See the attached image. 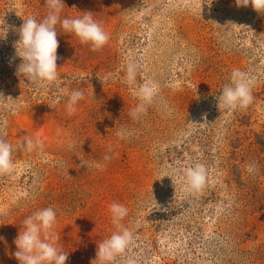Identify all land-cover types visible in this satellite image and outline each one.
<instances>
[{
    "label": "rangeland",
    "instance_id": "rangeland-1",
    "mask_svg": "<svg viewBox=\"0 0 264 264\" xmlns=\"http://www.w3.org/2000/svg\"><path fill=\"white\" fill-rule=\"evenodd\" d=\"M63 2L62 18L91 12L109 40L93 50L57 25L59 79L48 84L18 74L16 49L45 0H0V137L15 168L0 175V264H19L23 221L47 207L66 264H99L98 245L118 230L113 203L134 237L114 264H264V12L237 0ZM130 61L137 85L160 87L139 119ZM235 69L254 81L245 109L219 105ZM73 90L85 98L69 114ZM27 138L42 147L26 150ZM196 164L200 191L185 179Z\"/></svg>",
    "mask_w": 264,
    "mask_h": 264
},
{
    "label": "clouds",
    "instance_id": "clouds-1",
    "mask_svg": "<svg viewBox=\"0 0 264 264\" xmlns=\"http://www.w3.org/2000/svg\"><path fill=\"white\" fill-rule=\"evenodd\" d=\"M251 2L258 12H264V0H237V4L247 6ZM48 8L46 16L38 20L34 16L24 18L19 28V40L16 44L17 54L22 58L18 67V74H22L28 81L53 84L59 79L57 66V25L64 32L75 34L81 44H90L93 50L101 49L109 40L101 24L93 18L91 12H84L76 18H62L63 0H45ZM3 37V36H0ZM138 65L128 62L124 83L133 89V94L140 103L132 111L133 119H139L152 105L159 95V84L151 79L137 85ZM254 81L244 71L235 69L231 72L230 83L222 89L219 96V105L225 109H245L253 102L252 87ZM84 93L73 90L67 102L69 114L75 110V105L83 100ZM130 133L121 129L117 132L120 139L126 138ZM26 150L42 147L39 138H27L22 142ZM13 145L0 137V175H11L14 171ZM110 159V157H105ZM170 177V176H168ZM188 187L192 191H200L207 180V170L203 164L189 167L185 173ZM112 221L117 231L98 245L97 258L99 264H114L118 256H123L133 242V233L123 227L120 221L128 215V209L119 203L110 206ZM57 221V212L53 207L35 211L23 221V231H19L14 243L16 245L15 257L19 264H66L68 253L63 252L57 245L59 237L54 231ZM3 240V237H0ZM127 264H135L128 259Z\"/></svg>",
    "mask_w": 264,
    "mask_h": 264
}]
</instances>
